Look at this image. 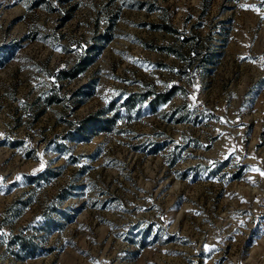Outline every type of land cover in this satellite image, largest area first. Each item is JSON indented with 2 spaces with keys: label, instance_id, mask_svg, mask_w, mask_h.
<instances>
[{
  "label": "rangeland",
  "instance_id": "374dc122",
  "mask_svg": "<svg viewBox=\"0 0 264 264\" xmlns=\"http://www.w3.org/2000/svg\"><path fill=\"white\" fill-rule=\"evenodd\" d=\"M262 173L264 0H0V264H264Z\"/></svg>",
  "mask_w": 264,
  "mask_h": 264
},
{
  "label": "trees",
  "instance_id": "16d2710c",
  "mask_svg": "<svg viewBox=\"0 0 264 264\" xmlns=\"http://www.w3.org/2000/svg\"><path fill=\"white\" fill-rule=\"evenodd\" d=\"M176 88V86H173V87H171V90H169L168 92H167V99H168V96H170V94L172 93V91L174 90Z\"/></svg>",
  "mask_w": 264,
  "mask_h": 264
},
{
  "label": "snow or ice",
  "instance_id": "6c2138e0",
  "mask_svg": "<svg viewBox=\"0 0 264 264\" xmlns=\"http://www.w3.org/2000/svg\"><path fill=\"white\" fill-rule=\"evenodd\" d=\"M13 2H15V0H13ZM193 99H195V97H193ZM262 174H264V173H262Z\"/></svg>",
  "mask_w": 264,
  "mask_h": 264
}]
</instances>
